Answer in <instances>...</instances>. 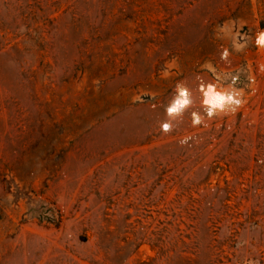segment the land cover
Returning a JSON list of instances; mask_svg holds the SVG:
<instances>
[{
	"label": "rangeland",
	"instance_id": "374dc122",
	"mask_svg": "<svg viewBox=\"0 0 264 264\" xmlns=\"http://www.w3.org/2000/svg\"><path fill=\"white\" fill-rule=\"evenodd\" d=\"M263 30L264 0H0V264H264V102L230 132L200 91Z\"/></svg>",
	"mask_w": 264,
	"mask_h": 264
},
{
	"label": "built area",
	"instance_id": "2783aa9c",
	"mask_svg": "<svg viewBox=\"0 0 264 264\" xmlns=\"http://www.w3.org/2000/svg\"><path fill=\"white\" fill-rule=\"evenodd\" d=\"M222 57L223 60H228V51H224ZM242 59L243 62L235 64L230 51V62L226 63L227 67L230 68V91L236 99L240 98L241 103L245 102V105H236L230 112V132L238 131L236 127L237 125L241 127L239 121L244 119L247 124L254 125L255 128V120L249 118V110L246 108V104L251 100L264 102V47L257 46L256 42L253 48L245 49ZM201 84L200 89L208 87L203 80H201ZM207 116L210 117L209 114ZM261 127H264L263 119ZM169 130L170 128L164 129L165 132Z\"/></svg>",
	"mask_w": 264,
	"mask_h": 264
},
{
	"label": "bare ground",
	"instance_id": "6f19581e",
	"mask_svg": "<svg viewBox=\"0 0 264 264\" xmlns=\"http://www.w3.org/2000/svg\"><path fill=\"white\" fill-rule=\"evenodd\" d=\"M264 35V31H262L259 35L257 40L255 41V43L257 42V46L259 47H264V44L260 43L259 37ZM228 88V87H227ZM200 91L202 92V98H203V102L206 106L205 108V112L206 114L210 115V118L216 115H221V114H228L232 111V109L236 106V105H245V102L241 103V100H239L240 98L236 99L234 97V95L232 94V92L230 91V89H224V88H220V89H209L208 87L206 88H201ZM212 97H218L220 99V103L217 105H213L209 103V99ZM234 100H238L239 103L238 104H233L230 101H234ZM191 98H189V94L187 91L181 90L179 92V96L177 99V105L179 106L180 109H186L189 108L191 105ZM230 102V103H229ZM229 103V104H228ZM228 104V105H227ZM227 105V106H226ZM217 108L221 109V110H216ZM176 112H179V109L175 110ZM209 118V117H208ZM193 120L196 124H200L202 123V119L201 117L196 114L193 113Z\"/></svg>",
	"mask_w": 264,
	"mask_h": 264
},
{
	"label": "clouds",
	"instance_id": "9594fccd",
	"mask_svg": "<svg viewBox=\"0 0 264 264\" xmlns=\"http://www.w3.org/2000/svg\"><path fill=\"white\" fill-rule=\"evenodd\" d=\"M259 40H260V43H261V44H264V35L260 36V37H259ZM230 102L233 103V104H238V103H239L238 100H234V101H230ZM230 102H229V103H230ZM209 103H210V104H213V105H217V104L220 103V99H219L218 97H212V98L209 99ZM229 103H228V104H229ZM228 104H227V105H228ZM227 105H226V106H227ZM216 110H221V109L217 108ZM173 111H175V109H173Z\"/></svg>",
	"mask_w": 264,
	"mask_h": 264
}]
</instances>
